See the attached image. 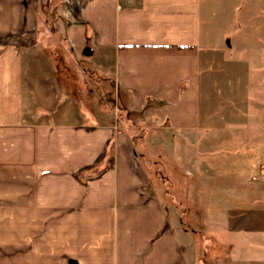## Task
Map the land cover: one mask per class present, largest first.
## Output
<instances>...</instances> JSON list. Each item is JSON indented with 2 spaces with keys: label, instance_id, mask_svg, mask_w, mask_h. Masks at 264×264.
Masks as SVG:
<instances>
[{
  "label": "crops",
  "instance_id": "0c3cea01",
  "mask_svg": "<svg viewBox=\"0 0 264 264\" xmlns=\"http://www.w3.org/2000/svg\"><path fill=\"white\" fill-rule=\"evenodd\" d=\"M164 126L203 157L168 206L132 135ZM201 178L224 207L210 235ZM190 256L264 264V0H0V264Z\"/></svg>",
  "mask_w": 264,
  "mask_h": 264
},
{
  "label": "rangeland",
  "instance_id": "374dc122",
  "mask_svg": "<svg viewBox=\"0 0 264 264\" xmlns=\"http://www.w3.org/2000/svg\"><path fill=\"white\" fill-rule=\"evenodd\" d=\"M52 44V43H51ZM53 45V44H52ZM54 50L59 51L62 53V49L55 48ZM61 67L69 69V71H72L70 73H74L75 69H78L77 65L75 63L68 64L67 61L60 60ZM210 62V63H209ZM211 61L205 60L203 61L202 65V73H201V95H202V102L205 103V117H206V127L203 129L204 132H211V122H212V65ZM88 65V64H87ZM86 66V65H85ZM72 75V74H70ZM91 78V77H89ZM93 82L96 79L97 75L95 71L92 75ZM108 84L111 85V80L108 79ZM72 87V85L70 84ZM98 86V82L96 84ZM111 94V93H110ZM186 132H182L178 129H172L168 126H164L162 128L153 129L150 133V136L147 139L144 136H146L145 131L140 129H133L132 135L134 137V142L136 144V147L138 151L145 152L144 156H147V159H143V162L148 165L150 170V176L153 179V185L155 186L156 194L160 201L162 202L163 206H168V201L170 200V196H168L167 192H173L177 195L179 201L182 200L185 202L183 192V187H181V184L184 183L186 180L193 181L197 180V172H193L191 169L192 167L197 166L196 158H201L199 151H196V147L194 146H187V140H185V136L183 134ZM146 154V155H145ZM204 161L209 160L207 158V151H205L204 155ZM145 160V161H144ZM202 162V160H200ZM190 170V171H189ZM196 170V169H195ZM192 171V172H191ZM172 177L176 182L173 191L167 189V183L166 178ZM202 181V183H201ZM205 185V189H201V192L203 193L200 195L202 203L200 206L202 207L201 215L204 220L203 223L205 226H202V224H197L194 222L193 224L196 226L199 230H204L205 233L208 235L212 232V221L209 219V212H212L215 210V212L224 211V207L220 205V208L218 209L217 206L213 203L212 204V193L211 190L208 189L206 181L201 178L200 179V186ZM182 191V192H181ZM176 205V204H175ZM192 207L193 204H190ZM174 207V206H173ZM178 208L180 205L177 206ZM169 208V207H168ZM170 213H173L174 210L172 208H169ZM191 224V223H190ZM191 224L190 228L195 229L196 227ZM178 231V234L180 235V238L183 242L184 247L186 250H189L190 246L185 242L184 239V229L182 227L176 228ZM196 238V236H195ZM195 244V243H194ZM207 262L212 261L211 256L207 255L205 257ZM190 260L192 264H197L195 259L190 256Z\"/></svg>",
  "mask_w": 264,
  "mask_h": 264
}]
</instances>
